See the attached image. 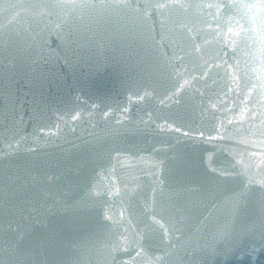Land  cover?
I'll use <instances>...</instances> for the list:
<instances>
[{
	"label": "water",
	"instance_id": "obj_1",
	"mask_svg": "<svg viewBox=\"0 0 264 264\" xmlns=\"http://www.w3.org/2000/svg\"><path fill=\"white\" fill-rule=\"evenodd\" d=\"M0 264H264V0H0Z\"/></svg>",
	"mask_w": 264,
	"mask_h": 264
}]
</instances>
